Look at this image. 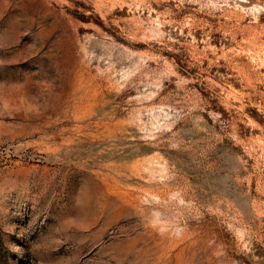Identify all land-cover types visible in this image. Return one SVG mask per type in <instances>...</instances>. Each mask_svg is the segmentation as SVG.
Instances as JSON below:
<instances>
[{
  "label": "rangeland",
  "instance_id": "374dc122",
  "mask_svg": "<svg viewBox=\"0 0 264 264\" xmlns=\"http://www.w3.org/2000/svg\"><path fill=\"white\" fill-rule=\"evenodd\" d=\"M0 264H264V0H0Z\"/></svg>",
  "mask_w": 264,
  "mask_h": 264
}]
</instances>
